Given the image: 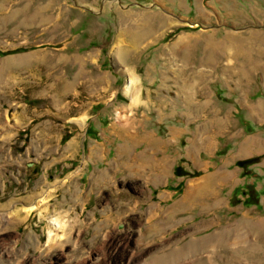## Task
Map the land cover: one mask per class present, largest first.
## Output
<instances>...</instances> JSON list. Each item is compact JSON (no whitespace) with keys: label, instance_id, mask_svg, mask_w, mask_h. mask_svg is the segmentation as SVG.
Segmentation results:
<instances>
[{"label":"rangeland","instance_id":"374dc122","mask_svg":"<svg viewBox=\"0 0 264 264\" xmlns=\"http://www.w3.org/2000/svg\"><path fill=\"white\" fill-rule=\"evenodd\" d=\"M258 136L264 0H0V264H264Z\"/></svg>","mask_w":264,"mask_h":264},{"label":"bare ground","instance_id":"6f19581e","mask_svg":"<svg viewBox=\"0 0 264 264\" xmlns=\"http://www.w3.org/2000/svg\"><path fill=\"white\" fill-rule=\"evenodd\" d=\"M136 86H137V79L134 77V76H131L130 78H129V81H128V83H127V86H126V90H127V92L130 94V95H133L134 97H133V102H136V99H134V98H137V94H136V92H137V90H136ZM206 182L207 181H205L203 184H206ZM194 188H196V187H194ZM193 189V187L190 189V192H196L194 189V191L192 190ZM196 196V195H195ZM195 196H193V197H195ZM46 200H47V198H43L42 200H41V203L43 204V203H46ZM187 201H188V198H184V202L185 203H187ZM35 208H37L36 206H34V207H32V209H35ZM14 211H16V210H14ZM31 211V210H30ZM15 213V212H14ZM12 214V213H11ZM4 215V214H3ZM9 216V215H8ZM9 218V217H8ZM61 224H59V228H61V227H63V226H60ZM65 228V227H64ZM52 233V232H51ZM51 235H54V234H51ZM54 237H55V235L52 237H50V243L51 242H53L54 241ZM56 240V239H55Z\"/></svg>","mask_w":264,"mask_h":264},{"label":"crops","instance_id":"0c3cea01","mask_svg":"<svg viewBox=\"0 0 264 264\" xmlns=\"http://www.w3.org/2000/svg\"><path fill=\"white\" fill-rule=\"evenodd\" d=\"M261 136V135H260ZM258 136V156L262 155L264 151L262 150L264 146V137ZM252 140L247 138L246 142H251Z\"/></svg>","mask_w":264,"mask_h":264}]
</instances>
